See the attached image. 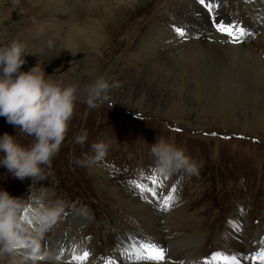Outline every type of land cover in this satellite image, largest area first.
Segmentation results:
<instances>
[{
    "label": "rangeland",
    "instance_id": "obj_1",
    "mask_svg": "<svg viewBox=\"0 0 264 264\" xmlns=\"http://www.w3.org/2000/svg\"><path fill=\"white\" fill-rule=\"evenodd\" d=\"M15 1L0 0V46L12 42L23 44L35 55L25 56L22 70L27 71L40 62L46 75L77 88V100L65 140L50 166L44 167V179L19 180L0 168V188L22 199L19 220L25 228L23 233L40 235L43 232L40 213L58 209L44 219L52 217L55 222L63 216L62 224L68 228L81 225L74 236L72 256L81 255L76 246L89 245L94 252L100 243L105 254L108 247H104V238L111 233L114 239L108 251H113L111 254L117 262H126L124 257L129 256L128 262L132 264H157L145 258L146 253L131 237L121 238L119 228L113 224L121 211H129L127 206L135 203L169 220L179 219L182 215L199 217L197 213L205 209L206 214L200 217L209 227V240L205 239L207 254L203 256L208 263L222 264L214 261L213 255L217 252L228 255L224 253L227 241L249 248L252 244L250 233L255 228L264 240L263 131L244 133L208 118L199 122L193 120L194 115L206 110L195 100L192 91L178 92L179 85L174 82H158L152 71L133 61L134 58L142 60L143 54L139 50L121 52L118 50L121 38H117L111 51L103 48L97 52L68 54L52 28L54 24L64 22L63 14H55L52 25L49 19L42 21L40 15L33 13L26 0ZM163 21L165 26L170 23L167 19ZM213 30H217L216 26ZM246 39L249 43L254 40L252 37ZM49 41L53 44L51 49L48 48ZM173 58L168 54L169 70L177 75L182 66L178 65L176 57ZM116 65L117 70L113 71ZM204 73L203 85L209 92L214 93L221 84L226 87L228 100L232 102L240 97L242 92L237 85L226 82L224 77L220 78L221 75L211 70ZM97 79H103L106 88L93 100L95 106L90 107L89 88ZM259 101L264 102V97L257 99ZM179 107L183 112L176 117L164 115ZM238 107L233 106L232 111L239 113ZM82 131L87 133L86 141L76 143L75 137ZM5 132L15 136L21 146L28 147L33 142L32 137L0 117V134ZM160 140L182 148L196 163L197 174L189 175L183 170L170 174L158 172L150 149ZM97 144L104 145L103 155L99 157L93 147ZM136 184H143L144 189H138ZM168 197L172 199L168 200ZM80 212L89 217H80L81 223L78 220ZM169 220L167 223L172 224ZM176 224L169 225L172 227L164 236L168 234L169 237L170 228ZM23 247L19 243L11 251H5L0 264H48L43 256L30 255ZM91 251L83 262L69 257L62 263L86 264ZM194 262V258H189L179 264ZM252 262L259 264L258 259Z\"/></svg>",
    "mask_w": 264,
    "mask_h": 264
},
{
    "label": "bare ground",
    "instance_id": "obj_2",
    "mask_svg": "<svg viewBox=\"0 0 264 264\" xmlns=\"http://www.w3.org/2000/svg\"><path fill=\"white\" fill-rule=\"evenodd\" d=\"M26 2L33 13L41 16L42 21L49 19L52 25L55 22L52 17L57 13L63 14L64 22L54 24L52 28L58 33L60 43L68 54L97 52L103 48H109L111 51L115 39L121 38L118 42V50L123 53L127 50H139L143 54L142 60L134 58L133 61L152 71L158 82L172 81L179 85L178 92L184 89L192 91L195 100L202 105V109L206 110L194 115L193 120L199 122L208 118L219 125L235 127L244 133L264 132V102H257V99L264 97V0H206V3L211 5L210 11L200 5L198 0H165V2L163 0H26ZM223 3L227 7L223 6ZM166 19L170 21L168 26L164 25L163 20ZM217 21L225 26H232L234 30L243 29L244 35L240 37V42L233 43L226 34L214 31L213 27ZM177 28L184 31L183 37L177 34ZM247 37H252L253 42L249 43ZM168 54L176 57V62L182 66L181 72L177 75L169 70L171 62L167 61ZM117 67L116 65L113 71H116ZM210 70L221 75L220 78L224 77L226 82L237 85V89H241L242 92L240 97L232 99L235 100L232 102L228 100L229 94L224 90L226 87L221 84L214 93L205 89L203 75ZM235 105L239 106V113L232 111ZM182 112L183 109L179 107L177 110L167 111L164 115L174 118L176 114ZM127 207L129 211H121V215L116 216L113 223L119 228L121 238L131 237L137 247L151 243L163 249L165 258L160 264L172 263L167 262L168 260H172L174 262L172 264H179L189 258H194V264L215 263L213 261L208 263L203 258L207 254L205 250L208 244L205 243V239L209 235L207 231L209 227L200 217L206 214L205 209L197 213L199 217L182 215L183 218L174 217L169 220L161 214L151 213L142 204L137 206L134 203ZM79 214L80 223V217L89 218L85 212ZM62 218L63 216H59L55 222L52 217L45 218L42 222L43 232L40 235L22 234L20 243L26 247L30 255L43 256L48 264H67L68 262L62 263L63 260L69 257L71 260L74 259L75 256H72L74 236L81 225L68 228L66 224H62ZM168 220L172 224L167 223ZM173 223L177 224L170 228L169 237L168 234L164 236L166 230L172 227L169 225ZM250 236L252 244L249 248L244 249L239 243L227 241L224 253H227V256H236L241 264H252L255 254L264 251V240L257 228L251 231ZM235 238L239 240V237ZM104 239H106L104 247L107 246L108 250H111L112 247L109 246L114 239L111 233ZM98 241L100 242L99 239ZM76 248L81 255L84 254L83 252L91 251L89 245L76 246ZM102 250L103 245L100 243L97 250L91 251L86 264L102 262L113 264V261L115 264H132L128 262L131 259L129 256L124 257L126 262L119 263L115 255L111 254L113 251L107 250L104 254ZM4 255L5 251H0V259Z\"/></svg>",
    "mask_w": 264,
    "mask_h": 264
},
{
    "label": "clouds",
    "instance_id": "obj_3",
    "mask_svg": "<svg viewBox=\"0 0 264 264\" xmlns=\"http://www.w3.org/2000/svg\"><path fill=\"white\" fill-rule=\"evenodd\" d=\"M52 47L49 41L48 48ZM29 54L35 55L18 42L0 46V117L33 138L30 146L24 147L15 136L7 132L0 134V168L19 180H43L44 167L50 166L65 140L77 100V88L46 75L40 62L27 71L22 70L25 56ZM105 88L103 79H97L90 86V107L95 106L93 100ZM86 138L87 133L82 131L75 137V142L83 144ZM93 147L98 157L103 155L104 145ZM150 152L155 158L157 171L162 174L179 170L189 175L198 172L196 163L182 148L163 140L152 144ZM21 207V198L13 197L3 187L0 188V251H11L21 242L24 232L19 220ZM55 211L58 209L43 210L41 222Z\"/></svg>",
    "mask_w": 264,
    "mask_h": 264
},
{
    "label": "snow or ice",
    "instance_id": "obj_4",
    "mask_svg": "<svg viewBox=\"0 0 264 264\" xmlns=\"http://www.w3.org/2000/svg\"><path fill=\"white\" fill-rule=\"evenodd\" d=\"M198 3L206 8L211 10V5L209 3H206V0H198ZM216 29L218 32L222 34H226L228 37L231 38V42L233 43H239L240 42V37L244 35V30L243 29H235L232 26H225L223 24H220L218 21L216 22ZM176 32L179 36L183 37L185 35L184 31L181 30L180 28L176 29ZM153 183H155V178H153ZM138 189L143 190L144 185L143 184H136L135 185ZM171 197H168V200H171ZM167 209V204H165V210ZM141 249L143 250L144 253H146V259L155 261L157 264H160L164 260V252L163 249L157 247L154 244L148 243V244H142L140 245ZM89 253L86 251L82 256H77L74 257V259L83 262L86 260L87 256ZM139 259V255L137 256ZM254 260L258 259L259 264H264V251L258 253L257 257H253ZM213 260L214 261H219L222 262V264H241L240 260L237 259L236 256H227V255H222L221 253L217 252L213 255Z\"/></svg>",
    "mask_w": 264,
    "mask_h": 264
}]
</instances>
